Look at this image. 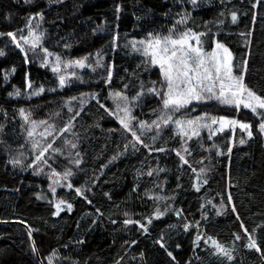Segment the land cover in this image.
<instances>
[{"label": "trees", "instance_id": "16d2710c", "mask_svg": "<svg viewBox=\"0 0 264 264\" xmlns=\"http://www.w3.org/2000/svg\"><path fill=\"white\" fill-rule=\"evenodd\" d=\"M32 20L40 43L17 47L7 33L20 38ZM170 29L203 33L206 50L225 44L264 98V0H0V221L23 222L0 224V264H40L29 226L44 264H264L263 116L216 100L164 109L148 91H166L160 67L132 42ZM49 52L87 65L47 90ZM28 76L33 92L15 95ZM119 91L140 141L117 118ZM213 117L252 135L218 131ZM176 120L207 127L186 138ZM52 171L72 173L55 192Z\"/></svg>", "mask_w": 264, "mask_h": 264}, {"label": "snow or ice", "instance_id": "6c2138e0", "mask_svg": "<svg viewBox=\"0 0 264 264\" xmlns=\"http://www.w3.org/2000/svg\"><path fill=\"white\" fill-rule=\"evenodd\" d=\"M193 4L196 3V0H191ZM237 16L235 13L232 14V20L235 22ZM185 18H182L178 23H184ZM8 36L12 37L13 42H16V36L14 33H7ZM204 35L203 33L197 34L192 32L190 29L179 34L178 37H173L172 30L170 29L169 35L161 37L159 35H154L152 33L148 34V38L146 40L134 41L133 47L137 43L144 45V54L146 56H151V63L158 64L160 66V70L163 74L164 81L166 82L167 91L161 93L156 88H151L148 91L154 93L156 95L162 96V104L164 109H171L172 111H178L180 108L185 107L190 104L193 100L201 101L205 99L203 93H208L207 99L215 98L221 104L224 105H235L237 109L241 105L244 108L250 109L253 113L264 116V111L258 112V110H264V98L256 95L250 88L247 87L244 83L243 74L237 76L234 75L233 72V57L232 53L229 51L225 45L221 43H217L215 49L206 53L203 50L200 37ZM21 40L24 43H31L32 48L36 47V44L39 42L40 37L36 36L34 31H29V36H21ZM195 42V44L192 43ZM17 47H21V45L16 42ZM45 53H47V49H44ZM4 55V52L0 50V56ZM84 59H87L85 57ZM59 60V58H57ZM80 67H84L83 60H77L74 62ZM210 63L211 67L209 68L207 64ZM246 64V62H245ZM58 68H54L53 71H58ZM15 71V69H13ZM111 78V73H109V79ZM208 81L207 84L204 82ZM219 82V94L216 95L214 92V88L216 87V82ZM66 83L65 77H60V85L63 86ZM29 87L31 85L29 84ZM43 91V88L40 89V92ZM19 90L16 91L15 95H19ZM39 94V93H34ZM11 95V94H10ZM137 97L134 99L139 98ZM116 98L126 100L127 97L123 96L122 93L117 92L114 94ZM119 109V105H117ZM123 111L125 116L120 117L117 114V118L121 126L128 131L132 132L133 137L140 141V137L136 134L135 131H132L129 125V119H134V117H130L129 109L124 108L120 109ZM23 114V110H21ZM78 115V114H77ZM25 119H28L25 116ZM199 119V118H198ZM163 123L167 125L171 120V117L167 119H163ZM212 124L219 123L220 128L218 131H222L225 127L231 126L235 128L239 126V128L243 131H247L248 136L252 135L251 125L247 123H241L238 120L232 119L228 120L224 117L220 118H211ZM175 123L179 125L181 121L176 120ZM187 123L191 126L195 123V121L188 120ZM152 124H155L159 127L156 121H153ZM207 127V125H205ZM141 128H151V124H145L144 122H140ZM259 130L264 133V122L259 124ZM194 136L199 135L198 132L193 131ZM29 136L32 135V132L28 133ZM43 135V133H41ZM142 143V141H141ZM239 143L243 144L245 141L241 139ZM49 148L52 146L49 145ZM75 147V145H73ZM135 147V145H133ZM145 147H148L145 145ZM164 149H159V151H163ZM44 151H47L45 149ZM57 151H59L57 149ZM179 155V153H178ZM43 156V152H41L40 156H37L36 159L39 160ZM116 159V157H113ZM183 159V157H181ZM13 163H19V161H13ZM75 163L79 164V160L75 161ZM187 163V161H185ZM71 171L65 173V178L71 175ZM71 187V185H69ZM55 191V189H53ZM79 193L80 190L77 189ZM63 203V201H61ZM68 210H71V205H67ZM58 215L61 209L60 204L56 205ZM234 210V209H233ZM159 215H163V213H159ZM125 223L130 224L133 221L128 220ZM143 227V225H141ZM188 225H185L187 229ZM147 231V229H144ZM31 235V230L29 232ZM237 239H240L237 236ZM214 245H216L217 250L227 256L228 259H231V255L229 252L223 248V246L217 244L216 241H212ZM249 248H256L259 251V248L256 245L255 240L250 239V243L247 245ZM36 249H34L35 251ZM171 255V253H169Z\"/></svg>", "mask_w": 264, "mask_h": 264}, {"label": "rangeland", "instance_id": "374dc122", "mask_svg": "<svg viewBox=\"0 0 264 264\" xmlns=\"http://www.w3.org/2000/svg\"><path fill=\"white\" fill-rule=\"evenodd\" d=\"M34 31L35 35L36 36H39L41 38V33L39 32L38 30V27L37 25L35 24V21L32 20L29 25L26 27V29H24L22 32H21V36H29V31ZM179 34L181 33H173V37H178ZM160 36V35H159ZM164 36H168V35H163L161 37H164ZM147 39V38H146ZM146 39H143V40H146ZM41 41V39H39V42L37 44H39ZM16 42H18L20 45H21V48L23 49L24 48V45L22 43H24L23 40H21L19 37H16ZM193 44H195L194 41H192ZM217 43H220L218 41H215V44H214V47L212 50H206L203 48V50L206 52V53H210L212 52L215 47H216V44ZM25 45H29V46H32L31 43H24ZM222 44V43H221ZM225 45V44H223ZM139 47L140 49L142 50V52L144 53V45H141L139 44ZM225 47H227L225 45ZM228 48V47H227ZM229 49V48H228ZM229 51L232 53V51L229 49ZM150 58L151 56L148 55ZM232 57H233V53H232ZM57 58H59V60H57ZM75 60L73 61H66V62H63L61 57L54 54V53H51L49 52L48 55H47V59H46V68L48 69L49 72H51V76L48 77L47 81H48V87H47V90H52L54 88V86L56 85L57 82H59L60 84V77L63 76L65 77V80H66V77L68 76H71L69 73H70V70L72 69H76V68H84L86 65H87V62L84 61V67H80L79 65L75 64L74 63ZM154 65H157L159 66L158 64H154ZM207 66L210 68L211 67V64L208 63ZM160 67V66H159ZM54 68H58L59 70L58 71H53ZM235 75V74H234ZM205 84L208 83V81H205L204 82ZM29 84L31 85V87H29ZM32 81L30 80V77L28 76L27 78V86L26 88L22 89L20 91V94L18 96H22V95H26L28 93H31L33 92V87H32ZM166 91H167V88H166ZM120 93L123 94V96L127 97L126 93H124L123 91H119ZM214 92L216 93V95L219 94V82L217 81L216 82V87L214 88ZM117 93V92H114L112 93V97L114 99V105H115V113L116 115L118 114L120 117H124L125 114L123 111H120V109H124L125 107L129 109V114H130V117H133V113H132V109H131V104H130V101L129 99L127 98L126 100L124 99H119V98H116L114 96V94ZM203 95L205 96V99L204 100H201V101H196V100H193L190 104L192 103H195V102H206V101H212V100H216L215 98H212V99H207V96L209 95L208 93H203ZM257 95V94H256ZM259 96V95H258ZM217 101V100H216ZM188 104V105H190ZM117 105H119V109L117 107ZM187 106V105H186ZM229 106H235V105H229ZM243 106V105H241ZM240 106V107H241ZM236 107V106H235ZM239 107V108H240ZM260 111H264V110H258V112ZM259 115V114H258ZM262 116V115H260ZM228 120H232V118H228V117H224ZM236 120V119H235ZM188 121V120H187ZM187 121H181V123L178 125V132L186 137V138H189V137H192L193 136V131H196L198 133L201 132V130L205 127V124L201 123V122H198V121H195L194 124H192L191 126L187 123ZM241 122V121H240ZM261 122H264V116L262 117V120ZM260 122V123H261ZM242 123V122H241ZM133 124H134V119H129V125H130V128L132 129V131H135L133 129ZM139 125V124H138ZM34 126V125H33ZM218 126L220 128V124L218 123ZM143 130V129H142ZM34 132V130H33ZM264 135V133H263ZM50 180L52 182V186H53V189H55V191L57 190V188L61 185L64 184V181H67V178H65V176H63L62 174L58 173L57 171H52L51 174H50ZM54 191V192H55Z\"/></svg>", "mask_w": 264, "mask_h": 264}, {"label": "water", "instance_id": "95a60500", "mask_svg": "<svg viewBox=\"0 0 264 264\" xmlns=\"http://www.w3.org/2000/svg\"><path fill=\"white\" fill-rule=\"evenodd\" d=\"M10 223H23V222H21V221H0V224H10ZM24 224L26 225V223H24ZM28 229H29V232L31 230L30 237H31V240H32L33 247H34V249H36L35 250L36 256H37L40 264H44L43 259H42L41 255H40V252L38 250L36 241H35L33 230H32V228L30 226L28 227Z\"/></svg>", "mask_w": 264, "mask_h": 264}]
</instances>
